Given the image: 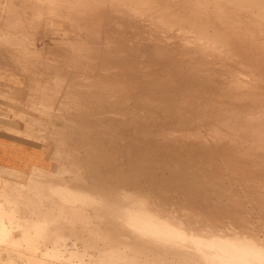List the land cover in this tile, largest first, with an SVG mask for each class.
<instances>
[{
    "label": "bare ground",
    "instance_id": "6f19581e",
    "mask_svg": "<svg viewBox=\"0 0 264 264\" xmlns=\"http://www.w3.org/2000/svg\"><path fill=\"white\" fill-rule=\"evenodd\" d=\"M65 10L0 37V264H264V0Z\"/></svg>",
    "mask_w": 264,
    "mask_h": 264
},
{
    "label": "crops",
    "instance_id": "0c3cea01",
    "mask_svg": "<svg viewBox=\"0 0 264 264\" xmlns=\"http://www.w3.org/2000/svg\"><path fill=\"white\" fill-rule=\"evenodd\" d=\"M35 1H37V0H0V37L1 36L3 37L5 32L11 31V30L14 31L15 34L17 33L16 34L17 36H21V33H22V36H28V37L29 36H35V37H42V38L50 37V36H57L56 33L66 30V24H65V19H64V18H66V10H65V8H66V0H61V1L57 0V2H56V0H50L54 4L50 3L49 0H40V1L38 0L37 3ZM63 2H64V4H63ZM7 3H9L10 5H6ZM35 4H40L39 6L41 8L39 6H37V5H35ZM5 5L8 6V9H7V7ZM9 6H12V7H9ZM29 7H30V9H29ZM38 7H39V9H38ZM60 7H62V8H60ZM11 8H13V9L16 8L17 10L15 9L14 12H13V9H11ZM42 9H43V11H42ZM39 10H40V12H39ZM44 10H45V12H44ZM4 11L5 12L7 11L8 14L7 13L5 14ZM63 11H65V14H63L64 13ZM10 12H12L14 15H12ZM59 12H61V16L65 15L64 18L61 17L62 19H60V13ZM33 13L35 14V16L37 15V18L34 16ZM43 14H44L46 19L45 18L42 19L44 17ZM38 15L42 16V18L40 17V21L42 22V24H41L40 21H38L39 20V18H38L39 16ZM56 15L59 16V18ZM18 16H19V18H18ZM7 17H9V18H7ZM15 18H16V20H15ZM22 18L25 19V20H23ZM2 20H4V21H2ZM28 20H29L30 23L28 22ZM51 20H54L55 22H58V26L55 27V28H51V26L49 25ZM7 21L13 22L12 23L13 25L11 24L10 28H7V27L5 28V26H4V22H7ZM23 21H24V24H22ZM17 23H19V24H17ZM51 29L55 30V32L53 34L51 33ZM32 33H35V34H32ZM41 35H43V36H41ZM0 44H1L0 45V51H1L0 54H1L2 51H3L2 41H0ZM0 95H1V92H0Z\"/></svg>",
    "mask_w": 264,
    "mask_h": 264
},
{
    "label": "rangeland",
    "instance_id": "374dc122",
    "mask_svg": "<svg viewBox=\"0 0 264 264\" xmlns=\"http://www.w3.org/2000/svg\"><path fill=\"white\" fill-rule=\"evenodd\" d=\"M136 31H137V29H134L133 30V32H136ZM54 32H55V30L51 29V33L53 34ZM55 37L56 36H50V37H44V38H48L47 41L49 42L50 38H55ZM41 38L42 37H37V39L33 40L32 43H31V41H27V43H26L25 46L27 48L33 47V48H36V49H40L41 48L40 46H42ZM5 46L3 45V47H5ZM6 47L8 48L9 46H6ZM5 71L0 69V82L1 83H5V84H9V85H11V84L16 85L14 83V79L11 77V74L8 73L9 71L8 70H5ZM11 97L14 99L16 96H5V97L4 96H0V140H8L9 137L12 136V133L9 132V131H7L6 128H10L11 127V128L19 129V130H22V129L26 128V126H23L24 124L20 120H18L17 122L14 121L15 124H12L11 123V122H13V121L10 120L12 118L13 112L17 111L18 108L15 109V110H13L14 109L13 108L11 111H7L8 109L5 108V105H8V104L13 105L16 108L17 104L20 105V103H22V104L25 103V99L22 97V99L19 100V103L16 102V105H14V103H12V102H11L12 104L11 103H8V102H10L9 100H10ZM19 99H20V97H19ZM3 112H5V116L3 115L4 114ZM10 112L12 114H10ZM27 112L28 113L30 112L29 114H31V115L38 116V114H36L35 112L32 113L33 111L32 112L31 111H27ZM13 152L16 154V151H12V149H10V148H5L0 143V153L1 154H4V153L12 154ZM19 157L22 158V157H26V156H24L23 154H21ZM38 163H39V161H38ZM0 174L5 175V176H9V177L11 176V175L7 174L6 172H2L1 170H0Z\"/></svg>",
    "mask_w": 264,
    "mask_h": 264
}]
</instances>
